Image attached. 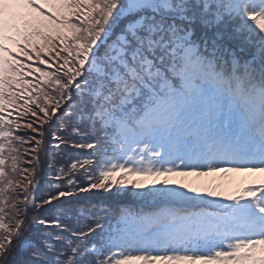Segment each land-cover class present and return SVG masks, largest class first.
Instances as JSON below:
<instances>
[{"label":"snow or ice","instance_id":"1","mask_svg":"<svg viewBox=\"0 0 264 264\" xmlns=\"http://www.w3.org/2000/svg\"><path fill=\"white\" fill-rule=\"evenodd\" d=\"M0 264H264V0H0Z\"/></svg>","mask_w":264,"mask_h":264},{"label":"rangeland","instance_id":"2","mask_svg":"<svg viewBox=\"0 0 264 264\" xmlns=\"http://www.w3.org/2000/svg\"><path fill=\"white\" fill-rule=\"evenodd\" d=\"M191 179V178H190Z\"/></svg>","mask_w":264,"mask_h":264}]
</instances>
